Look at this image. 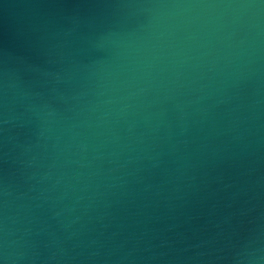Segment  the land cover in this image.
<instances>
[{
  "label": "water",
  "instance_id": "water-1",
  "mask_svg": "<svg viewBox=\"0 0 264 264\" xmlns=\"http://www.w3.org/2000/svg\"><path fill=\"white\" fill-rule=\"evenodd\" d=\"M0 264H264V0H0Z\"/></svg>",
  "mask_w": 264,
  "mask_h": 264
}]
</instances>
